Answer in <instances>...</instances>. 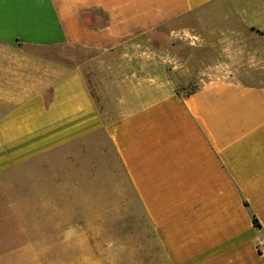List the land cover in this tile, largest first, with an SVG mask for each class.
Masks as SVG:
<instances>
[{"label":"crops","instance_id":"obj_1","mask_svg":"<svg viewBox=\"0 0 264 264\" xmlns=\"http://www.w3.org/2000/svg\"><path fill=\"white\" fill-rule=\"evenodd\" d=\"M182 26L219 58L264 59V0H0V264H264V86L157 83L114 116L74 55ZM20 166H120L102 198L104 218L120 212V252L92 222L96 196L2 178Z\"/></svg>","mask_w":264,"mask_h":264},{"label":"rangeland","instance_id":"obj_2","mask_svg":"<svg viewBox=\"0 0 264 264\" xmlns=\"http://www.w3.org/2000/svg\"><path fill=\"white\" fill-rule=\"evenodd\" d=\"M190 21V26L198 25L195 18ZM199 29L201 28H195L198 32ZM210 43L212 46L207 47L204 39L193 32L192 28L166 27L111 54L76 52L74 55L82 62L98 106L102 111L113 110L114 116H118L119 100L137 99L143 90H153L157 83L162 85L174 82L179 87H184L187 92L205 82L221 78L264 86V59L219 58L216 39L210 38ZM0 50L5 51L6 48ZM61 51L70 59L73 57L71 48H63ZM2 178L19 183L30 180L34 185L43 184L27 188L36 191L35 194L55 195L58 190L55 181L59 180L65 184L63 189L66 196L80 195L81 200L85 201L90 195L96 196V208L91 204L96 212L92 222L97 227H104L106 224L108 227L112 226L113 250L120 252V212H114L112 219L109 216L108 219L104 218L105 204L102 199L106 190H115L114 187L104 186L107 180L124 178L120 166H20L7 172ZM1 189L24 194L26 187L8 186ZM72 205L70 204V210L73 209ZM2 206L5 208L9 204L3 203ZM79 206L80 210L88 211L89 203L83 202ZM107 220L111 222L110 225ZM136 221L126 220L128 226L131 223L135 226ZM105 237L104 234L97 236ZM129 254L132 257L136 252L130 250ZM161 258L163 259V255Z\"/></svg>","mask_w":264,"mask_h":264},{"label":"built area","instance_id":"obj_3","mask_svg":"<svg viewBox=\"0 0 264 264\" xmlns=\"http://www.w3.org/2000/svg\"><path fill=\"white\" fill-rule=\"evenodd\" d=\"M257 248L260 254H264V237L259 240Z\"/></svg>","mask_w":264,"mask_h":264},{"label":"trees","instance_id":"obj_4","mask_svg":"<svg viewBox=\"0 0 264 264\" xmlns=\"http://www.w3.org/2000/svg\"><path fill=\"white\" fill-rule=\"evenodd\" d=\"M190 92H191V91H190ZM190 92H189V93H190Z\"/></svg>","mask_w":264,"mask_h":264}]
</instances>
